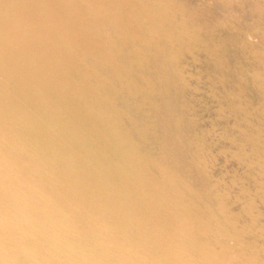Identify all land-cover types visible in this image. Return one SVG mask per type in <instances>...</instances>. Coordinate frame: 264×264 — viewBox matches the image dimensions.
Returning <instances> with one entry per match:
<instances>
[{
	"label": "bare ground",
	"instance_id": "bare-ground-1",
	"mask_svg": "<svg viewBox=\"0 0 264 264\" xmlns=\"http://www.w3.org/2000/svg\"><path fill=\"white\" fill-rule=\"evenodd\" d=\"M0 264H264V0H0Z\"/></svg>",
	"mask_w": 264,
	"mask_h": 264
}]
</instances>
